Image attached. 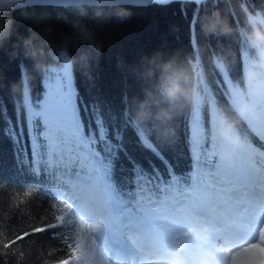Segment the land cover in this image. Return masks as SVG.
<instances>
[{"label": "snow or ice", "instance_id": "1", "mask_svg": "<svg viewBox=\"0 0 264 264\" xmlns=\"http://www.w3.org/2000/svg\"><path fill=\"white\" fill-rule=\"evenodd\" d=\"M24 2L28 8L70 9L83 3H104L125 8L153 5L168 7L178 4L185 18L187 9L191 6L193 13L189 20L190 42L196 45L195 51L199 54L197 29L204 31L201 29L200 14L205 11L207 0ZM213 7H219L218 0ZM244 11L241 9L242 13ZM260 22L264 23V20ZM237 23L242 21L238 20ZM239 37L237 54L250 68L251 48L244 29L240 30ZM57 65L55 68L46 69L50 96L56 98L51 106L48 98L43 104L31 103L29 71L25 65H18L19 86L23 89V103L19 105L18 121L23 116L26 123L31 125L28 132L31 142L30 156L36 158L34 162L37 165L47 156L49 167L72 169L74 176L62 173L57 185L51 189L55 195L52 198L54 203L48 208V213L51 214L48 218L54 217L55 222L31 227L30 231H23L11 239L5 237L0 241V264H25L24 253H19L21 259L17 262V253L13 250L17 242L37 233H48L52 239L63 241L62 248H54L48 253L51 264H93L96 260L99 264H108L109 260H133L135 264H145L147 260L158 255L166 256L174 243L186 247L181 243L184 241L188 243V248L197 246V242H200L197 235L205 227L214 230L206 234L209 240L220 243L227 235L242 232L244 226L237 223L241 215L248 218L249 225H255L264 219V167L261 166L260 152L252 144L255 141L258 148L264 149V95H257L250 84V107L242 110V95L235 90L229 91L227 85L232 83L229 78L230 69L219 57L212 61V67L216 81L223 89L220 98L227 97V106L223 109L219 107L218 98L212 95L211 89L202 79V74H198L196 97L186 103V123L190 121L191 143L198 149L197 166L195 172L182 182L174 177L171 180L162 179L155 171L148 173L138 162L132 164L130 174L126 177H117L116 160L123 148L124 132L129 127L135 129L141 146L158 159L162 158L168 142L150 140L149 134L151 137L156 136L155 127L146 132L134 121L130 106L117 116L111 108L105 111L100 105L94 104L89 110L94 126L92 123H85L74 100L72 64L64 52L60 53ZM199 67L198 64L196 68ZM248 75L251 81L252 73L249 72ZM92 88L97 90L99 97L95 83ZM221 111L228 117H236L237 122L228 124L220 115ZM6 112V106L0 108V114L6 115ZM209 116L212 118L211 124ZM5 124V132L9 138L14 143L23 145L24 131L10 120ZM171 140L174 142L175 137ZM146 192L151 193L147 200ZM65 209L68 210L67 213ZM113 226L119 235L131 242L130 253H109L105 249L103 252L97 251L101 228ZM65 227L70 231L67 238L63 235ZM73 228L75 235L71 234ZM260 232L264 236V228ZM243 251L247 252L249 249ZM57 253L63 258H57ZM232 255L235 264V258L240 253L235 252Z\"/></svg>", "mask_w": 264, "mask_h": 264}, {"label": "trees", "instance_id": "2", "mask_svg": "<svg viewBox=\"0 0 264 264\" xmlns=\"http://www.w3.org/2000/svg\"><path fill=\"white\" fill-rule=\"evenodd\" d=\"M218 2L219 7H213L217 0H207L205 11L200 14L201 20L207 13L219 8L221 16L226 17L230 24L239 28L243 24L240 7L242 3L247 4L249 11L264 9V0H218ZM126 9L130 15L119 9L107 10L106 22L97 29L100 51L92 59L90 67L82 70L79 64L72 65L74 100L85 123H92L94 126L89 114L94 104L100 105L105 111L111 108L117 116L130 106L134 119L136 111L140 108L139 102L146 99V90H151L156 97L159 96L161 61L170 58L174 65H179L180 74L191 78L197 91V77L198 74H202V79L211 89L212 95L218 98L221 109L227 106L225 104L227 97L220 98L223 89L216 81L212 67V61L216 57H219L230 69L229 78L232 83L227 87L229 91L235 90L241 93L242 110L250 107V84L257 95H264V67L253 63L259 58L251 47L250 68L238 56L239 33L215 31L209 34L206 30L200 32L197 29L199 34V54H197L196 45L190 42L189 20L193 13L191 6L187 9V18L182 14L178 4L168 7L153 5ZM117 12L124 18L120 19L116 15ZM27 13V16H23L19 11L13 13L16 18V31L12 38L0 47V102H2L0 108L6 106L7 109L6 115L0 114V241L5 237L14 238L15 235L30 231L31 227L41 226L45 222L54 223V217L48 218L51 215L48 213V208L54 203L52 198L55 195L51 189L57 185L62 173L70 177L74 176L72 169H63L60 166L49 167L47 156L43 157L44 160L39 165L34 162L36 158L30 156L31 142L28 132L31 125L26 123V118L23 116L18 121L19 105L23 103L18 65H25L29 71L31 81L29 91L33 105L43 104L48 98L51 106L56 98L50 96L47 72L41 74L36 71L33 59L24 54L21 45L16 41L17 33L27 36L31 26L39 33L37 42L43 44L46 51L49 47V38L59 46L62 37L71 32L69 24L65 23L66 18H75L77 12L75 9L63 7H27ZM89 15L91 16V12ZM238 20L242 23H237ZM88 22L91 23V20L89 19ZM44 25H51L53 31L48 33L44 30ZM244 30L247 31L246 28ZM14 47L18 54L10 58L9 53ZM69 48L73 54L76 53V49L71 45ZM58 57L54 53L49 55L48 59L52 65L50 68L58 66ZM149 57L153 58L151 63ZM198 64L200 67L197 69ZM149 67L152 69L151 73L147 71ZM249 72L252 73L251 81ZM93 83L97 85L99 97L97 90L92 88ZM14 84L16 87H13ZM186 103L177 108L163 99L159 105L149 103L152 116L142 121H134L146 132L151 127H155L156 136L151 137L149 134L150 140L159 139L161 143L168 142V146L165 147L162 158L158 159L141 146L135 129L129 127L124 132L123 148L119 151L116 160L117 177H126L130 174L132 164L136 162L148 173L155 171L165 180L174 177L182 182L184 178L190 177L195 172L198 149L191 143L190 121L186 123L188 121ZM160 106L168 107L172 111L170 120L155 119V113ZM36 110L39 111V108ZM220 115L230 125L237 122L236 117H228L223 111ZM105 119L107 120V116ZM208 119L211 124V116ZM8 120L24 131L23 145L14 143L6 134L5 122ZM165 130H167L166 134ZM173 136L174 142L171 140ZM252 144L260 152L263 167L264 149L258 148L255 141ZM77 171H79L78 166ZM150 196L151 193L146 192L145 199ZM71 234L75 235L74 228ZM63 235L65 238L70 235L68 227L64 228ZM62 247L63 241L52 239L48 233H37L26 237L22 242H17L13 251L17 253L15 257L17 262L21 259L19 253L23 252L25 264H51L48 253L54 248ZM57 258L63 256L57 253Z\"/></svg>", "mask_w": 264, "mask_h": 264}, {"label": "clouds", "instance_id": "3", "mask_svg": "<svg viewBox=\"0 0 264 264\" xmlns=\"http://www.w3.org/2000/svg\"><path fill=\"white\" fill-rule=\"evenodd\" d=\"M243 12V24L237 28L230 24L226 17L221 16L219 8L209 12L201 20V29L208 32H235L239 33L241 29H247L246 35L248 38L249 46L255 50L256 56L259 58L253 61L254 64L264 67V9H256L255 12L249 11L247 4L242 3L240 5ZM77 16L75 18H66L65 23L69 24L71 29L70 34L62 37L59 46L55 44V41L49 38L47 51L45 46L37 42L39 33L30 26L29 34L27 36L17 33V43H19L26 56L33 59L34 68L36 71L43 74L46 69L50 68L51 62L48 59L50 54L59 56L61 52H64L72 65L79 64L82 70H87L90 67L92 59L98 55L100 51V44L97 36V29L104 23L108 9H119L126 12L127 9L121 6L108 5L104 3H83L74 6ZM20 12L23 16H27V6L24 0H0V47H2L6 41L12 38L13 33L16 31L15 24L16 18L13 15L15 12ZM91 12V16L89 13ZM130 15V13H127ZM116 15L123 19V16ZM258 17V18H257ZM89 19L91 23H89ZM255 20V22H253ZM44 30L51 33L53 30L51 25H44ZM76 49V53L73 54L69 48ZM18 54L17 49L14 47L9 55L10 58ZM151 63L152 57H149ZM171 66V67H170ZM161 75L159 77L161 91L159 96L153 95L151 90H146V99L140 101V108L134 115L135 121H142L152 116L148 105L149 103L159 105L161 100L167 101L172 107H182L185 102H191L197 94V88L192 83L191 78L187 75L180 74L179 65H174L172 59L161 61ZM152 72L151 67L147 69ZM13 87H16L14 84ZM172 118V111L168 107L160 106L155 113L156 120ZM167 130H165V134ZM214 231L210 228H203L197 235V239L206 243L209 237L206 235ZM145 264H208L207 260L200 259L198 251L193 248L181 247L178 243L171 245V250L168 254L158 255L154 259H149Z\"/></svg>", "mask_w": 264, "mask_h": 264}, {"label": "rangeland", "instance_id": "4", "mask_svg": "<svg viewBox=\"0 0 264 264\" xmlns=\"http://www.w3.org/2000/svg\"><path fill=\"white\" fill-rule=\"evenodd\" d=\"M67 212H68V210L65 209V213H67ZM69 218H71V217H69ZM105 228H107V227H102L100 232L98 233V242H97V251L98 252H103L104 249L106 251H108L100 243L101 238H102L101 231H104ZM261 228H264V219H261L260 221H258V224L254 228V236L253 237L246 240L242 244L236 245L230 249L227 248L226 246H224L222 244V242L215 243V240H214L213 243H215V246H216V250H214V251L218 252L219 254L229 256L228 264H234V258H233L232 254L235 252L240 253V255L235 258V264H252L253 262H256L257 264H264V236L261 235V232H260ZM239 236H240L239 234H236L237 239ZM122 242H124V241H122ZM209 242H210V240H209ZM209 242L207 243L208 245H209ZM211 242H212V240H211ZM183 243H184V241H183ZM124 244H126L128 249H130L131 242L127 238H125ZM207 244H205V243L202 244V242H197L196 247H201L202 245H207ZM253 245L255 247L250 248V246H253ZM126 246H124V248H126ZM245 246H248L249 251H247V252L241 251L244 249ZM254 254L259 255V256H254V259H253ZM105 255H107V253H105ZM250 258L252 259L251 262L249 261ZM117 262H119V263H115V262H113V260H109L108 264H129V263H123L121 261H117ZM93 264H99V261L96 260L93 262ZM133 264H135V263H133Z\"/></svg>", "mask_w": 264, "mask_h": 264}, {"label": "bare ground", "instance_id": "5", "mask_svg": "<svg viewBox=\"0 0 264 264\" xmlns=\"http://www.w3.org/2000/svg\"><path fill=\"white\" fill-rule=\"evenodd\" d=\"M237 223H239L240 225L244 226L242 228V232L241 235L244 237V241L250 239L251 237L254 236V228L256 227V225L258 224V222L255 225H249L248 224V218L244 215H241L238 220ZM115 226L109 228L107 227L108 230V234H105L103 231H101V244L103 245V247H105L109 253H115V252H120L122 254H127L130 253L132 251V245L130 246V249H128V247L126 246V244H124L125 242V238L124 236L119 235L115 230H114ZM235 234H230V237L228 238V240H232V247L236 246L237 241L234 240L233 236ZM226 237H224L223 241L225 240ZM124 241V242H122ZM211 241V240H210ZM213 241L208 245L207 247H204L203 251H207L212 255H217L218 259H217V264H228V260H229V256L227 255H223V254H216L212 251V246H213ZM243 242H241L240 244H242ZM181 243H183V241H181ZM185 246L188 247V243H185ZM124 246H126V248H124ZM248 248V246H245L244 249ZM193 249H195V247H193ZM243 251V250H241ZM254 256H259L254 254L253 255V259ZM208 260V259H207ZM260 260V259H259ZM249 261L251 262L252 259L250 258ZM115 263H119L117 261H113ZM123 263H129V264H133L135 263V261L133 260H129V261H121ZM252 264H257L256 262H253Z\"/></svg>", "mask_w": 264, "mask_h": 264}]
</instances>
